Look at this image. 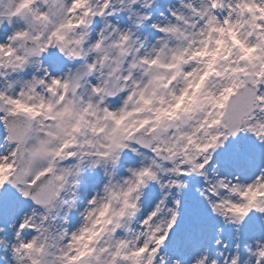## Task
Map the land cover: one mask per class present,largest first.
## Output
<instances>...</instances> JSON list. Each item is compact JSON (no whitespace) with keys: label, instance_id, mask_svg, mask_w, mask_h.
I'll return each instance as SVG.
<instances>
[{"label":"snow or ice","instance_id":"1","mask_svg":"<svg viewBox=\"0 0 264 264\" xmlns=\"http://www.w3.org/2000/svg\"><path fill=\"white\" fill-rule=\"evenodd\" d=\"M0 264H264V0H0Z\"/></svg>","mask_w":264,"mask_h":264}]
</instances>
